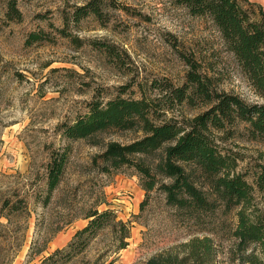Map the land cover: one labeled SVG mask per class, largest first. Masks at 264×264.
<instances>
[{"label": "rangeland", "instance_id": "obj_1", "mask_svg": "<svg viewBox=\"0 0 264 264\" xmlns=\"http://www.w3.org/2000/svg\"><path fill=\"white\" fill-rule=\"evenodd\" d=\"M11 1L21 13L20 22L5 16ZM109 1L106 18L71 23L67 28L71 36L60 38L56 29L64 27V17L82 0H0V200L17 192L29 213L26 229L21 217H13L14 224L0 239V264H37L67 244L93 207L113 210L116 221L128 222V244L120 249L118 228H107L69 264H146L156 255L181 257L187 251L182 245L193 236L162 194L150 193L140 209L145 194L136 175L98 173L91 161L103 147L62 137L59 126L84 115L92 100L106 101L121 89L126 90L122 97L153 99L164 81L180 86L188 69L185 55L219 91L248 104H264L208 17H193L174 0ZM241 4L264 12V0H241ZM39 31L50 40L27 45V36ZM102 45L112 46L117 56L109 57ZM183 110L192 116L204 109ZM141 137V132L110 131L96 139L102 145L127 144ZM220 145L236 161L235 173L252 186L246 215L264 228V187L256 184L264 168V144L235 135ZM64 149L67 164L61 182L44 205L46 164L52 152ZM237 211H217L214 233L197 235L212 240L208 260L185 264H264V239L242 246L232 235ZM33 244L46 250L31 260L27 255Z\"/></svg>", "mask_w": 264, "mask_h": 264}, {"label": "trees", "instance_id": "obj_2", "mask_svg": "<svg viewBox=\"0 0 264 264\" xmlns=\"http://www.w3.org/2000/svg\"><path fill=\"white\" fill-rule=\"evenodd\" d=\"M80 6L64 17L63 28L56 29L60 38H69L68 26L77 25L87 17L102 21L111 5L109 0H82ZM193 17H208L220 33L226 49L234 57L239 69L253 91L264 98V12L241 4V0H174ZM248 6L252 4L247 3ZM6 18L21 21V13L14 2H9ZM50 40L43 31L27 36L26 44ZM109 57L116 52L110 45H102ZM187 66L184 82L174 86L164 81L155 98L141 96L138 99L122 97L120 93L106 101L92 100L84 115L72 123L59 126L61 135L69 141H86L102 146L99 154L92 157V168L105 176L127 171L136 175L146 204L150 193L158 191L165 204L193 237L182 245L187 251L178 255H156L146 264H185L187 261L208 260L212 253L214 215L222 209L226 214L238 209L237 224L232 235L239 244L259 243L264 239L263 224L252 221L246 215L253 195L252 186L243 175L235 173L236 161L220 145L234 136L246 137L264 144V104L244 102L239 96L221 92L197 64L182 55ZM204 110L186 116L183 109ZM170 114V115H169ZM168 116V118H166ZM110 131L141 132L142 137L127 144L107 142L101 144L98 135ZM67 164V151L52 152L46 164L44 205L57 190ZM257 186L264 187V168L257 177ZM102 204V202H100ZM24 216V218L22 217ZM21 217L25 224L29 217L27 204L17 192L0 200V239L14 224L12 218ZM86 223L74 232L62 248H57L41 258L37 264H69L81 255L90 242L107 228L120 232V249L127 246L128 225L116 221L113 210L90 208L84 215ZM67 225L69 223H66ZM46 247H29L28 255L34 260Z\"/></svg>", "mask_w": 264, "mask_h": 264}]
</instances>
